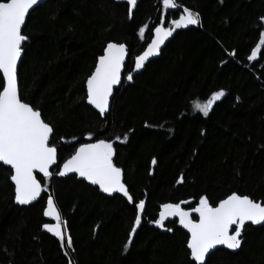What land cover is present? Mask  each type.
<instances>
[{
	"label": "trees",
	"instance_id": "trees-1",
	"mask_svg": "<svg viewBox=\"0 0 264 264\" xmlns=\"http://www.w3.org/2000/svg\"><path fill=\"white\" fill-rule=\"evenodd\" d=\"M174 3L182 7L141 0L132 19L126 3L114 0H47L29 14L19 88L54 127L58 163L78 147L74 137L89 141L88 130L101 133L98 139L113 138L124 183L135 201L145 200V208L124 251L136 210L122 194L102 193L76 176L44 181L37 175L47 191L38 202L20 206L9 167L0 163V264H189L188 233L179 221L162 228L151 222L161 204L187 201L181 206L195 207L200 195L211 202L230 191L264 201V45L255 60H247L264 31V0ZM183 7L198 13L200 23L177 29L161 56L126 80L151 40L148 29L161 23V15L171 26L167 21ZM109 40L125 43L129 57L111 110L101 118L86 103L84 81ZM218 90L225 95L207 116L193 108V101ZM48 195H54L72 240L67 257L61 241L42 227L56 223L42 214ZM207 264H264V225L245 224L241 247L219 248Z\"/></svg>",
	"mask_w": 264,
	"mask_h": 264
},
{
	"label": "snow or ice",
	"instance_id": "snow-or-ice-1",
	"mask_svg": "<svg viewBox=\"0 0 264 264\" xmlns=\"http://www.w3.org/2000/svg\"><path fill=\"white\" fill-rule=\"evenodd\" d=\"M39 0H0V163L8 166L10 180L14 184V201L20 205H28L37 201L42 192L47 191V184H41V179L68 173H75L92 185H98L104 193H120L129 203L134 205L136 215L128 235V242L123 245L124 251L129 249L137 226L141 224L145 200L138 202L130 195L122 179V169L115 163L113 138H96L101 133L94 129L86 132V138L92 142L80 143L73 138L78 147L72 155L58 163V145L52 143L55 129L51 122H46L39 107L28 102L21 95L18 78V60L22 57L23 44L28 37L23 34L22 26L26 22L29 10L37 5ZM128 18L132 19L137 0H125ZM164 9H178L174 0H162ZM161 23L148 30L152 33L146 48L134 58V68L127 73L126 80L132 81L150 58L156 56L161 46L171 37L176 29L200 23V16L188 7L182 8L178 18L167 21L170 27H165L166 17L161 15ZM259 20L264 23V16ZM145 26L138 29L140 36L146 31ZM264 45V31L259 32V43L251 49L247 60L253 61ZM128 48L125 43L109 40L102 49V54L96 58L95 66L86 77V103L94 108L101 118H105L111 110L110 98L114 95V87L122 82ZM229 56L234 52L227 53ZM225 95L223 90L213 91L205 101H193L194 109L207 116L214 102ZM238 99V98H237ZM63 139V138H61ZM116 141L121 137L116 136ZM123 139H127V133ZM152 163L156 160L153 158ZM58 167V172L50 168ZM181 176L177 183H182ZM187 201L164 203L160 205L159 216L151 221L158 227H164L169 217H178L179 224L188 232L186 248L189 264H207V256L217 246L229 250H237L242 245V230L246 222L261 224L264 222V201L256 200L248 194L230 191L216 201L209 200L207 195H200L195 207L187 210L181 205ZM43 216L53 217L55 224L45 223L42 227L61 241V249L67 257L72 249L70 236L66 238V226L62 225L60 212L54 195H48ZM197 214L198 219L192 215ZM172 231V229H167ZM66 239V243H65ZM71 264V261H69Z\"/></svg>",
	"mask_w": 264,
	"mask_h": 264
},
{
	"label": "water",
	"instance_id": "water-1",
	"mask_svg": "<svg viewBox=\"0 0 264 264\" xmlns=\"http://www.w3.org/2000/svg\"><path fill=\"white\" fill-rule=\"evenodd\" d=\"M45 1H47V0H39L38 4L35 5L32 9L29 10V13L26 15V21H27V18H28V16H29V14H30L35 8H37L40 4L44 3ZM114 1H116V2L126 3L125 0H114ZM140 1H141V0H137V5H138V3H139ZM137 5H136V7H137ZM136 7L134 8L133 12L135 11ZM25 24H26V22H25ZM25 24L22 26V30H23ZM164 26H165V25H164ZM191 26H193V25H189V26H187V27H184L183 29L189 28V27H191ZM165 27H170V26H165ZM176 32H177V29L174 31L173 35H172L171 37H169V38L165 41V43L161 46V50H160V52H159L156 56L150 58L149 61H147V62L145 63V66H144L141 70H139V72H137V73L134 74L133 78H134L136 75H138V74H140L141 72H143L144 69H145V67H146V65H147L149 62H151V61H153V60H155V59H158V58L161 56L162 50H163V49L165 48V46H166V45H167V44L173 39V37L175 36ZM24 43H25V42H24ZM23 45H24V44H23ZM126 46H127V45H126ZM146 46H147V45H146ZM145 48H146V47H145ZM128 57H129V52H128L127 56H126L125 65H126V62H127V60H128ZM22 59H23V50H22V57H21L20 60H18V71H19V66H20V63H21ZM125 65H124V69L122 70V82H121L120 85L114 87V94H115V91H116L117 89L120 88V86L122 85V83H123V81H124ZM133 68H134V65H133ZM131 71H132V70H131ZM113 97H114V95H113ZM113 97L110 98V104H111V102H112ZM89 106H90V105H89ZM90 107H92V106H90ZM93 109H94V108H93ZM94 110H95V109H94ZM95 111H96V110H95ZM96 112H97V111H96ZM107 114H109V113H107ZM87 142H92V141H87ZM62 164H63V163H62ZM62 164H61V165H62ZM54 168H55V167L50 168V171H52ZM58 171H59V170H58ZM37 175L42 176V174H37ZM55 176L58 177V178H66V177H69V176H76L78 179L83 180V178L78 177L75 173H68V174H66L65 176H59V175H55ZM37 179L39 180L38 176H37ZM122 179H123V182H124V178H123V176H122ZM83 181H85V180H83ZM85 182H87L88 184L92 185V184H91L90 182H88V181H85ZM41 184H42V183H41ZM42 186H43V185H42ZM92 186L97 187V188L99 189V186H98V185H92ZM99 190H100V189H99ZM100 192L104 193L102 190H100ZM43 194H44V192H42L41 197H38V198H37V201L31 202V203L28 204V205H32V204L38 202V201L42 198ZM112 194H113V193H112ZM16 204H17V203H16ZM18 205H20V204H18ZM28 205H20V206H28ZM182 207H183V206H182ZM185 209L187 210V207H185ZM194 216L196 217V219H198V215H197V214H193V215H192V218H193ZM50 218H51L52 220H55L53 217H50ZM174 219H177V220H178V217H169V218H167L166 221H165V223H164V225H165L167 222H169V221H171V220H174ZM193 219H194V218H193ZM178 221H179V220H178ZM246 224H251V225H253L254 227H260V226L264 225V222H262L261 224H255V225L252 224L251 222H246ZM154 226L157 227V228H162V227H158V226L155 225V224H154ZM181 226H182V225H181ZM182 227H183V226H182ZM184 230L187 232L186 229H184ZM187 233H188V232H187ZM219 248H226V247H224V246H217L215 250H211V251H210V254L207 256V258H208L213 252H215V251H216L217 249H219Z\"/></svg>",
	"mask_w": 264,
	"mask_h": 264
},
{
	"label": "rangeland",
	"instance_id": "rangeland-1",
	"mask_svg": "<svg viewBox=\"0 0 264 264\" xmlns=\"http://www.w3.org/2000/svg\"><path fill=\"white\" fill-rule=\"evenodd\" d=\"M62 223V222H61ZM63 225V224H62Z\"/></svg>",
	"mask_w": 264,
	"mask_h": 264
}]
</instances>
